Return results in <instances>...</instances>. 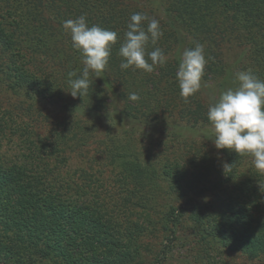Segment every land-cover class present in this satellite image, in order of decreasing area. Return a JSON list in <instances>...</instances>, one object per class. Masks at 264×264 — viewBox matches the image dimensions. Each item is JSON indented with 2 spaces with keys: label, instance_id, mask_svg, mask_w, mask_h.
<instances>
[{
  "label": "trees",
  "instance_id": "1",
  "mask_svg": "<svg viewBox=\"0 0 264 264\" xmlns=\"http://www.w3.org/2000/svg\"><path fill=\"white\" fill-rule=\"evenodd\" d=\"M137 12L159 20L163 32L146 45V53L159 48L166 57L151 73L120 67L119 49ZM81 15L89 27L116 32L117 41L101 77L90 71L87 92L74 98L69 80L81 78L84 64L63 24ZM197 44L207 64L200 90L185 102L178 66ZM249 69L264 80V0H0V91L10 100L0 111V264H170L176 249L213 239L261 260L264 173L250 155L214 144L209 165L203 155L182 157L166 140L160 150L136 153L140 138H110L117 123L139 125L188 148V137L211 124L210 105ZM130 93L139 100L128 99ZM40 110L57 119L39 118ZM15 113L23 119L14 121ZM5 118L11 126L2 125ZM104 121L97 136L95 124ZM93 142L104 146L109 173L115 170L114 190L105 191L113 205L120 200L130 211L125 225L101 203L94 189L100 176L81 168L76 179L67 169ZM233 189L235 195L219 200L229 211L220 204L199 211L202 199L212 204L218 191ZM152 233L160 240L143 258L144 236Z\"/></svg>",
  "mask_w": 264,
  "mask_h": 264
},
{
  "label": "clouds",
  "instance_id": "2",
  "mask_svg": "<svg viewBox=\"0 0 264 264\" xmlns=\"http://www.w3.org/2000/svg\"><path fill=\"white\" fill-rule=\"evenodd\" d=\"M148 21L147 29L141 25ZM65 30L70 31L72 46L79 50L83 58V72L81 78L70 79L72 97L82 96L89 88V73L94 72L97 77L109 62L111 47L117 41V33L98 26L89 27L86 16L81 15L75 20H66ZM125 41L119 49L124 58L122 69L134 67L151 73L155 65L163 66L166 57L162 50L146 53L149 41L153 44L163 35L160 22L143 13H134L127 25ZM146 55L151 63L145 58ZM207 60L203 45L186 49L178 66L177 80L180 96L188 98L201 88V79ZM75 75L69 73V76ZM238 87L229 88L222 92L218 99L208 109V120L214 129V144L217 149H228L238 155H250L255 169L264 173V80H260L249 69L236 73ZM128 99L139 100L136 93H130Z\"/></svg>",
  "mask_w": 264,
  "mask_h": 264
},
{
  "label": "rangeland",
  "instance_id": "3",
  "mask_svg": "<svg viewBox=\"0 0 264 264\" xmlns=\"http://www.w3.org/2000/svg\"><path fill=\"white\" fill-rule=\"evenodd\" d=\"M236 51L227 53V61H233L236 56ZM6 97V98H5ZM194 97L191 96L190 99H193ZM9 97L8 95H5L3 91H0V104L2 108L0 109H9ZM205 111V108L202 109ZM109 111L111 112L112 109L110 108ZM37 112V111H36ZM48 112L40 110L38 112V117L45 118L44 120H51L54 121L57 118H52L50 114H47ZM5 117V115H4ZM60 118L61 116L58 115ZM15 120L14 121H21L22 119L18 116H16V113L14 115ZM6 119V120H5ZM1 120L2 125H6L7 127L11 126L10 120H7L5 118ZM5 123V124H4ZM14 124V123H13ZM15 125V124H14ZM108 126V122H100L95 124V131L97 133V136H100L101 133L106 129ZM41 128H46L44 125ZM48 128V126H47ZM43 129L41 130V133L44 132ZM112 133H116L117 135L111 136L112 133H110V138L115 143L120 140L119 136H123L125 134H130L138 137L141 139V143L137 144L136 147V153H148L149 151H157L160 150V148H163L162 144L164 140L168 142L169 145H172V149H178V153L182 157L187 156H195L196 158L203 155V157L208 161L209 165L210 162H214L216 158V153L214 149V129L211 124H208L204 126L201 130H197L191 137H188L189 140H191L190 145L188 148H184L182 145V142L177 139H167L164 138V136L160 133L159 129H144L143 127L138 126H130L126 124L117 123L111 128ZM142 133V135H141ZM16 139H20L17 138ZM187 139V138H186ZM21 140V139H20ZM20 140H17L19 142ZM188 140V139H187ZM189 144V143H188ZM141 145L146 146V150L141 148ZM104 146L100 143L93 142L90 147L83 149L80 154L74 156L72 159H70V166L67 167V169L70 172L75 171L76 175L74 174V178H78V174L83 171L81 168H85L86 171L89 173H92L93 176H100L99 183L94 185V189L97 190L98 197L101 200V203L103 204H109V211L111 210L113 212V215L115 218L118 219V221L122 222L123 225L127 224V221L129 219L133 218H127L128 215H130V211L128 210L127 206L120 204V200L117 202V204H114V202L111 203L109 200V196H106L105 188L107 187V190H112V183L113 180H115V173L111 169V174L109 173L110 166H107L105 164L104 156L102 155V151ZM199 152V153H198ZM201 169V168H200ZM110 174V175H109ZM245 176H242L243 178ZM255 183L258 184L260 181L258 178H255ZM80 181V180H79ZM244 183H248V180L243 181ZM236 191L233 189L232 191H218L215 194V200L213 199L212 204L209 202V198L202 199L201 207L205 206V208L199 209L200 212H203L206 210V214H208L210 211L218 208L219 200L223 199V197H226L228 195H235ZM120 196V194H119ZM119 199V197H118ZM115 199L114 201L118 200ZM113 206H115L113 208ZM160 206V204H159ZM220 208H225L226 211H229L228 206H225V204H220ZM113 208V209H112ZM155 209H159L158 206ZM155 214V210L153 212ZM148 234L147 232L144 233V235ZM144 244L141 246L142 256L144 257H150L149 254L153 252L154 248L157 245V242L160 240L159 237H157L156 233L149 234L147 236H144ZM147 237V238H146ZM175 253L176 258L171 260L170 264H264V257L260 259L253 258L248 259L244 253H242L237 248L229 249L227 247H224L222 243H217L215 239L212 240V243L207 245L204 244L202 246H198L197 244L193 246L192 243L188 244L187 250H178ZM187 257V260L185 258ZM191 258V259H190Z\"/></svg>",
  "mask_w": 264,
  "mask_h": 264
}]
</instances>
